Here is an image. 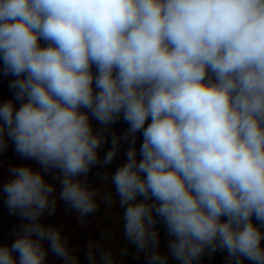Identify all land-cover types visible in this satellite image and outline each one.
I'll return each mask as SVG.
<instances>
[{
    "label": "clouds",
    "instance_id": "clouds-1",
    "mask_svg": "<svg viewBox=\"0 0 264 264\" xmlns=\"http://www.w3.org/2000/svg\"><path fill=\"white\" fill-rule=\"evenodd\" d=\"M0 72L14 93L0 101V152L11 142L39 165L11 167L0 187L22 221L0 264H80L42 218L58 201L95 213L89 172L122 142L110 178L135 258L198 264L219 250L226 264H264V0H0ZM83 256L118 264L93 239Z\"/></svg>",
    "mask_w": 264,
    "mask_h": 264
},
{
    "label": "rangeland",
    "instance_id": "rangeland-1",
    "mask_svg": "<svg viewBox=\"0 0 264 264\" xmlns=\"http://www.w3.org/2000/svg\"><path fill=\"white\" fill-rule=\"evenodd\" d=\"M13 79L12 76H5L0 72V101H6L13 98V90L9 89V82ZM18 106V105H17ZM128 127V124L121 119L118 123L112 126V132L119 135L124 132ZM108 134V141L101 148L102 154L100 155L101 160L105 153L111 148L110 140L111 134ZM142 143V136L137 134V144L136 147L139 149L140 144ZM128 145L126 142L121 143L119 152L117 153L114 160L104 166L97 172L93 173L94 169H91L88 175V181L94 188L99 189V194L97 196L98 208L95 213L85 218L86 222H80L82 219L79 218L78 213H75V216L78 217L75 221L76 225L73 222L66 224L63 219L68 218L69 208L62 202L58 201L57 211L61 210L62 213L56 212L55 215L47 216L45 215L42 220L45 224L56 223L57 218L62 221L60 225L63 228V234L69 239L70 246L80 249L78 255L80 256V264H88L87 260L83 256V247L86 245L89 239L97 240L105 248H109L113 251L115 258L120 264H146V261L141 256L139 259L135 258V251L133 246H131L125 239L123 235V209L119 206V198L116 196L114 191V186L111 184L110 173H114L116 169L124 162H126L125 151ZM16 165H31L35 168H39V165L32 160H26L20 157L14 151V145L9 142L8 148L0 152V187L9 179V169ZM95 168V166L93 167ZM107 172L109 174L108 179H102V175ZM100 174V175H99ZM100 176V177H97ZM96 178V179H95ZM50 182L55 183L56 181L52 180V177H48ZM58 183V182H56ZM106 192H111L113 196V203L109 206L103 199V195ZM3 195L2 193H0ZM0 195V244H11L14 240L12 234V229L14 226L22 223V221L15 215H9L8 209L3 203V197ZM58 195V194H57ZM58 213V214H57ZM57 217V218H55ZM42 218V219H43ZM55 218V219H54ZM47 219V220H46ZM51 220V221H50ZM59 222V221H58ZM60 224V222H59ZM80 227V229H77ZM160 229V250L163 252L167 251V241L169 237L166 235V232L162 225H158ZM122 250H127V255L121 256L120 253ZM227 253L222 251H216L215 253L205 252L201 261L198 264H226ZM48 264H62L55 255H49ZM169 264H177V261L174 259L169 260ZM245 264H248L245 261Z\"/></svg>",
    "mask_w": 264,
    "mask_h": 264
},
{
    "label": "trees",
    "instance_id": "trees-1",
    "mask_svg": "<svg viewBox=\"0 0 264 264\" xmlns=\"http://www.w3.org/2000/svg\"><path fill=\"white\" fill-rule=\"evenodd\" d=\"M101 150H102V149H100L99 155L102 154V151H101ZM32 167H33L34 170H35V169H38V168H35L34 166H32ZM101 168H102V164H98V165H96L95 168H92V169H94V170H93V173H94V174H97V172H99V170H100ZM99 175H100V174H99ZM97 177H100V176L97 175ZM95 179H96V178H95ZM88 181H92V180H88ZM55 183H56V182H55ZM59 190H60L59 183H56V191H57V194H58ZM0 195H1V194H0ZM1 196L3 197V195H1ZM3 198H4V197H3ZM59 211L62 213L61 210H58V211L56 210V212H59ZM0 212H1V210H0ZM7 214H9V212H8ZM57 214H58V213H57ZM0 216L2 217V215H0ZM55 218H57V217H55ZM55 218H54V219H55ZM77 218H78V217L75 216L74 211L71 210V209H69V210H68V218L63 219V220L66 222V224H69V223L73 222V224L76 225L75 221H77ZM42 220H44V218H43ZM46 220H47V219H46ZM50 221H51V220H50ZM58 221L60 222V224H59ZM80 222H81V223H82V222H86L85 218L82 219ZM51 224H52V222H51ZM61 224H62V221H61L59 218H57L55 224L53 223V225H58V226H60ZM77 229H80V227H78Z\"/></svg>",
    "mask_w": 264,
    "mask_h": 264
}]
</instances>
